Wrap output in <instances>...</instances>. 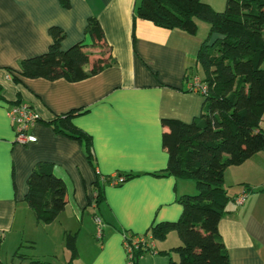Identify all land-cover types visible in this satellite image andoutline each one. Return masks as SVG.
Segmentation results:
<instances>
[{
  "label": "crops",
  "instance_id": "1",
  "mask_svg": "<svg viewBox=\"0 0 264 264\" xmlns=\"http://www.w3.org/2000/svg\"><path fill=\"white\" fill-rule=\"evenodd\" d=\"M139 2L0 0V244L15 242L14 253L25 247L19 264L30 260L128 264L124 236L143 237L155 251L165 252L171 233L152 243L150 229L177 221L182 210L178 200L196 194L194 182L165 174L168 157L161 143V121L190 123L201 114L204 98L189 91L187 81L203 78L196 57L209 27L196 21L197 31L191 36L141 19L133 24ZM205 3L216 12L225 6L221 0ZM90 18L102 31L99 43L84 36ZM52 27L65 34L63 50L83 42L84 52L91 54L85 71L98 61L106 66L75 83L23 78L13 83L10 76L18 72L22 60L46 52ZM17 100L38 117L31 129L36 142L25 146L14 143L7 116ZM69 113L74 114L69 118L74 129L90 139V161L81 142L49 125ZM60 129L68 130L65 125ZM260 129L264 131V113ZM38 164L50 165L66 187V206L49 224L38 223L24 202L27 178ZM114 175L130 177L111 186L105 179ZM222 186L229 202L217 230L228 264H264V150L239 166L227 167ZM96 188L101 196L97 206ZM241 194H246L245 201L236 205L234 199ZM89 216L93 223L98 217L103 224L98 246L82 227ZM67 234L75 236L71 262L64 242ZM138 260V264H168V256L159 254L147 253Z\"/></svg>",
  "mask_w": 264,
  "mask_h": 264
},
{
  "label": "trees",
  "instance_id": "2",
  "mask_svg": "<svg viewBox=\"0 0 264 264\" xmlns=\"http://www.w3.org/2000/svg\"><path fill=\"white\" fill-rule=\"evenodd\" d=\"M135 19L191 36L197 31L196 21L209 26L196 57L203 75L201 82L206 86L205 93L201 94L204 98L201 114L190 123L174 119L161 121L164 129L161 143L168 157L165 174L194 182L196 194L181 197L179 219L153 226L150 237L162 242L169 233H176L180 244L172 252L177 260L169 259L168 264H228L217 230L229 202L222 186L223 172L264 150V131L260 129L264 113V0H225L222 12L214 11L202 0H140L133 24ZM84 36L92 43L103 41L94 18L87 20ZM49 37L51 43L45 53L19 63L18 72L10 76L13 83H19L22 78L63 79L75 83L106 66L98 61L85 71L91 54L84 52L83 42L63 50L65 34L56 27L49 29ZM72 115L55 119L49 125L54 131L81 142L90 161V139L70 124ZM64 125L68 129L65 132L60 129ZM129 177H124L125 181ZM105 181L109 184L110 179ZM26 185L24 202L35 220L41 224L53 222L67 203L64 182L53 175L50 165L38 164L29 174ZM100 198L96 188V206ZM74 237L65 235L69 262L76 254ZM123 239L132 248L131 264L155 252L147 243H134L133 237ZM30 264L47 263L30 260Z\"/></svg>",
  "mask_w": 264,
  "mask_h": 264
},
{
  "label": "built area",
  "instance_id": "3",
  "mask_svg": "<svg viewBox=\"0 0 264 264\" xmlns=\"http://www.w3.org/2000/svg\"><path fill=\"white\" fill-rule=\"evenodd\" d=\"M187 89L189 91H195L200 94H204L206 91V86L201 82L198 77H193L187 81ZM7 116L11 122L14 131V143L20 146H25L30 143L36 142L35 136L31 134V129L35 125L38 117L34 110L26 103L20 102L19 104L11 105L7 110ZM109 184L111 186H117L125 182L123 176H111L109 177ZM246 194H241L237 196L234 200L236 205H242L245 201ZM94 223L97 227L96 238L101 240L103 224L101 220L97 217L94 218ZM1 238V234H0ZM134 243L145 244L146 241L142 238L135 239ZM125 252L127 255L128 264H131L132 259V248L124 241ZM152 247V245H150ZM155 254V252H152Z\"/></svg>",
  "mask_w": 264,
  "mask_h": 264
},
{
  "label": "rangeland",
  "instance_id": "4",
  "mask_svg": "<svg viewBox=\"0 0 264 264\" xmlns=\"http://www.w3.org/2000/svg\"><path fill=\"white\" fill-rule=\"evenodd\" d=\"M202 1L205 3L206 1H209V0H202ZM221 1H223V3L225 2V0H221ZM197 22H199V21H197ZM202 24H204L205 26H208L204 22H202ZM198 78H200V76ZM92 219L93 218L91 216L84 218L83 222H82V227L85 228V230L87 232L86 235L87 234H89V236L92 235L91 239H92L93 243L98 246V245H100L101 241L94 237V235H96V233H97V227H96V225H94ZM83 232H85V231H83ZM141 238H143V237H141ZM149 240L151 242L155 241L151 237H149ZM179 244H180V241H179L176 233L172 232L170 237H168L167 241H165V245L163 246V247L167 246L166 249H169V250L165 249V253H169V254L166 255L165 253L161 252L160 250L159 251L157 250L159 252V256H165V257L168 256V261H169V259H173V261H176L177 255L172 252V249L177 247ZM23 245H25V244H23ZM15 248H16L15 242H11L10 240L6 241L3 246H1V244H0V264H19L20 263L21 259H20L19 253H21V251L24 250L25 247L22 248L18 253L17 252L14 253ZM157 251H155V254H152V253H150V254L156 255V254H158ZM63 252L66 253L64 248H63ZM56 253L58 255V258H60L61 257V248L58 247L56 250ZM138 261L139 260H137V263H135V262L134 263L138 264Z\"/></svg>",
  "mask_w": 264,
  "mask_h": 264
}]
</instances>
